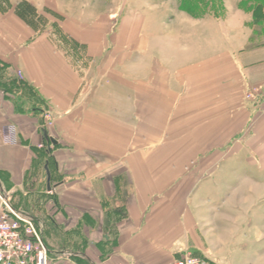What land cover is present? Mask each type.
<instances>
[{
  "label": "crops",
  "instance_id": "0c3cea01",
  "mask_svg": "<svg viewBox=\"0 0 264 264\" xmlns=\"http://www.w3.org/2000/svg\"><path fill=\"white\" fill-rule=\"evenodd\" d=\"M95 3L0 0V73L20 72L45 107L25 113L0 89V184L40 222L50 264H264V44L248 46L250 17L164 23L143 1L125 15Z\"/></svg>",
  "mask_w": 264,
  "mask_h": 264
},
{
  "label": "built area",
  "instance_id": "2783aa9c",
  "mask_svg": "<svg viewBox=\"0 0 264 264\" xmlns=\"http://www.w3.org/2000/svg\"><path fill=\"white\" fill-rule=\"evenodd\" d=\"M19 76L22 74L19 72ZM48 115L44 126L53 122ZM6 144H17L18 129L9 125L5 135ZM41 144L40 147H43ZM50 251L40 222L30 211L13 205L10 195L2 191L0 184V264H50ZM167 264H212L204 257L187 253Z\"/></svg>",
  "mask_w": 264,
  "mask_h": 264
},
{
  "label": "rangeland",
  "instance_id": "374dc122",
  "mask_svg": "<svg viewBox=\"0 0 264 264\" xmlns=\"http://www.w3.org/2000/svg\"><path fill=\"white\" fill-rule=\"evenodd\" d=\"M95 1L97 9H110L115 12L117 15H125L127 12H131L135 8L133 4L137 1H143L149 8H153L151 11H156V18L158 20L169 22L174 19V16L181 15L182 12H185L191 16H215L217 18L226 20L235 15L237 11H243L248 15L249 20L247 23L253 28V31L257 33V37L251 39V46L255 47L264 44V0H90ZM132 5V6H131ZM144 13L148 14L147 10H144ZM29 23L33 28L42 27L44 21L41 20L40 16L36 12L33 14L32 19ZM262 24V25H261ZM254 33V32H253ZM19 75V74H18ZM5 75L4 72L0 73V89L4 92L9 93L11 96L15 94V90H11L8 87H5ZM9 89V91L6 90ZM253 93L246 95L247 99H257L260 93ZM10 96V97H11ZM230 152H225L224 158L226 159L230 156ZM190 253V252H189ZM192 254L198 255L191 252Z\"/></svg>",
  "mask_w": 264,
  "mask_h": 264
},
{
  "label": "trees",
  "instance_id": "16d2710c",
  "mask_svg": "<svg viewBox=\"0 0 264 264\" xmlns=\"http://www.w3.org/2000/svg\"><path fill=\"white\" fill-rule=\"evenodd\" d=\"M16 12L23 19L29 22L32 19L33 14L35 15L37 11L35 7L32 6L30 3L23 1L19 5H17ZM262 29H264V27ZM257 35L258 34L255 33L254 31L252 35V39L253 37L256 38ZM248 46H251V43ZM0 65H4V64L0 62ZM5 84H6L5 87H8L11 90L13 89L15 90V94L17 95H15L14 103L17 108H20V110L24 111L25 113H39L40 114V113L45 112V107L43 104L40 103V99L37 97L36 93L34 92L33 86L30 85L23 77H20L18 74L11 73V75H9V77L5 79ZM9 89L8 90L5 89V90L9 91ZM24 103H31V104L30 105L28 104L27 108L25 109L23 106ZM45 139L46 140L44 142V146L42 147V149L45 154L46 160L42 162L43 164L42 167H44L46 162L48 161L49 168L52 171V169L55 168V161L52 155L53 150L51 148L52 141L50 138H48V136H46ZM44 172L46 175L47 173H46L45 167H44Z\"/></svg>",
  "mask_w": 264,
  "mask_h": 264
},
{
  "label": "water",
  "instance_id": "95a60500",
  "mask_svg": "<svg viewBox=\"0 0 264 264\" xmlns=\"http://www.w3.org/2000/svg\"><path fill=\"white\" fill-rule=\"evenodd\" d=\"M51 141L52 142H55L54 138L53 137H50ZM46 170H47V175H48V188L51 189L52 185H51V173H50V170L48 168V165H46ZM2 191L3 193L5 194L7 191L2 187Z\"/></svg>",
  "mask_w": 264,
  "mask_h": 264
},
{
  "label": "flooded vegetation",
  "instance_id": "af4514ba",
  "mask_svg": "<svg viewBox=\"0 0 264 264\" xmlns=\"http://www.w3.org/2000/svg\"><path fill=\"white\" fill-rule=\"evenodd\" d=\"M46 169V168H45ZM46 173H47V170H46ZM47 178H48V175H47Z\"/></svg>",
  "mask_w": 264,
  "mask_h": 264
}]
</instances>
